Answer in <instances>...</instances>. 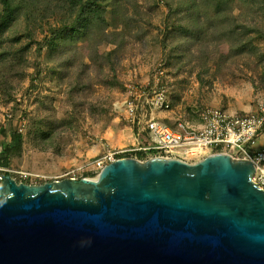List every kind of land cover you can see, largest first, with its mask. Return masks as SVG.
Segmentation results:
<instances>
[{
    "label": "water",
    "instance_id": "95a60500",
    "mask_svg": "<svg viewBox=\"0 0 264 264\" xmlns=\"http://www.w3.org/2000/svg\"><path fill=\"white\" fill-rule=\"evenodd\" d=\"M229 153L121 157L96 176H0V264H264V189Z\"/></svg>",
    "mask_w": 264,
    "mask_h": 264
},
{
    "label": "trees",
    "instance_id": "16d2710c",
    "mask_svg": "<svg viewBox=\"0 0 264 264\" xmlns=\"http://www.w3.org/2000/svg\"><path fill=\"white\" fill-rule=\"evenodd\" d=\"M159 1L0 0V87L14 98L15 84L37 64L31 53L42 59L37 71L43 70V81L51 83L50 93L37 98L26 131L14 122L7 139L0 138V167L10 164L5 150L13 151L18 160L31 148L59 152L58 142H71L88 115L99 114L107 96L125 89L138 57L157 45L164 51L157 68L172 77L167 81L170 102L173 93L176 98L169 102L171 107L180 101V90L190 76L204 92L218 78L232 83L231 77L242 75L257 84L264 61L258 44L264 43V0H161L166 10ZM160 8L164 27L153 15ZM155 30L162 35L153 36ZM78 36L89 44L88 52L76 41ZM103 91L108 95L102 96ZM144 132L142 144L150 146L149 130ZM98 173L85 171L81 177Z\"/></svg>",
    "mask_w": 264,
    "mask_h": 264
},
{
    "label": "rangeland",
    "instance_id": "374dc122",
    "mask_svg": "<svg viewBox=\"0 0 264 264\" xmlns=\"http://www.w3.org/2000/svg\"><path fill=\"white\" fill-rule=\"evenodd\" d=\"M159 2L160 7L166 10L165 3L161 0ZM161 8L157 9L153 15L158 25L164 27V13ZM160 30H155L153 36L162 35ZM43 36L42 32H39L41 39ZM76 41L85 52H88L87 46L89 44L86 46L82 37H76ZM258 44L260 50L264 51V43L258 42ZM163 54L164 51L161 46L157 45L155 49H148L140 55L132 71L129 74L126 73L129 76L126 78L125 89L122 91L115 89L112 95L107 96L108 100L99 114L96 116L95 112H91L86 119L84 128L73 135L71 142L59 141V152L52 149L37 151L31 148L22 160H18L13 156V151L5 150L4 157H8L10 164L0 167V171H7L19 182L39 185L72 176L80 178L85 171H90L94 162L108 151L116 152L117 158L129 155L144 161L151 157L152 154L140 149L143 147L142 142L146 137L143 117L151 111L147 104L149 102L146 103L143 97L141 101L137 100L139 107L134 110L136 111L134 122L132 119L133 111L128 107V100L130 97L133 99V95L128 87L131 83L148 84L149 87L155 86L158 77L156 75L158 69L155 68L162 65ZM33 56L31 53L30 59L37 60V64L30 65L22 81L15 84L12 100H10L5 89L0 87L1 139H7L8 136L6 137V135L9 133L11 123L14 122H17L19 130L25 132L29 115L36 108L37 98L51 91L50 81L46 82L42 79L43 70L37 71L39 61L42 59H35ZM260 71V76L255 77L254 80L256 85L250 78H243L242 75H238L231 77L232 83L222 78L216 79L213 87L207 92L200 89V84L195 76H190L188 82L180 90L181 99L178 104L171 107L170 110L155 109L152 116L176 126L179 120L198 124L199 110L204 107H217L244 114L257 112L259 107L264 105V61L261 63ZM160 80L163 81L166 90L165 95L170 102L168 93L170 86L167 85V81L171 83L172 77L164 72V75L160 76ZM104 95H108V93L103 91L102 96ZM174 99H176L175 93L172 94V101ZM58 104L59 100L56 101L55 105ZM3 127H7V129L1 130ZM262 146L264 147V144ZM217 149L216 146L211 147L207 154L188 157L187 160L189 162L200 160L209 154L218 153L216 152ZM140 151H144L147 155H141Z\"/></svg>",
    "mask_w": 264,
    "mask_h": 264
},
{
    "label": "built area",
    "instance_id": "2783aa9c",
    "mask_svg": "<svg viewBox=\"0 0 264 264\" xmlns=\"http://www.w3.org/2000/svg\"><path fill=\"white\" fill-rule=\"evenodd\" d=\"M157 69L155 86L131 83L128 87L133 95V99L130 97L128 100V107L133 111V121L136 120L134 110L139 107L137 100L141 101L143 97L146 103L149 102L147 104L151 110L144 115L143 121L149 130L152 143L140 149L150 152L151 157L180 158L188 161V157L202 156L207 154L209 148L216 146L218 147L216 152H225L238 159L251 160L256 168L253 181L264 189V147L260 146V137L264 133V105L259 107L257 112L245 114L206 107L199 115L198 124L179 120L176 128H173L152 116L155 109H171L165 95L166 90L160 80L164 70ZM117 159L116 152L108 151L94 162L91 170L100 172Z\"/></svg>",
    "mask_w": 264,
    "mask_h": 264
},
{
    "label": "crops",
    "instance_id": "0c3cea01",
    "mask_svg": "<svg viewBox=\"0 0 264 264\" xmlns=\"http://www.w3.org/2000/svg\"><path fill=\"white\" fill-rule=\"evenodd\" d=\"M262 144H264V133L260 137V146H262Z\"/></svg>",
    "mask_w": 264,
    "mask_h": 264
}]
</instances>
